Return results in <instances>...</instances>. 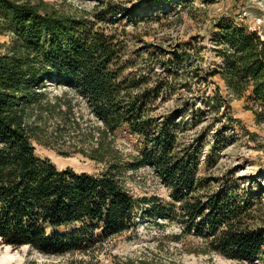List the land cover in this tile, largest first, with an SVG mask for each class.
<instances>
[{"label":"trees","instance_id":"obj_1","mask_svg":"<svg viewBox=\"0 0 264 264\" xmlns=\"http://www.w3.org/2000/svg\"><path fill=\"white\" fill-rule=\"evenodd\" d=\"M179 1L184 6L187 0ZM167 3L145 0L126 11L106 2L90 19L42 0H0V36H9L0 55L2 245L61 258L50 264H91L95 251L135 231L140 219L176 221L186 234L204 239L208 253L264 263V228L250 226L254 193L225 177L221 189L212 190L211 177L199 175L201 167L215 165L226 143L221 129L254 137L233 118L231 100H244L255 124L264 123V35L226 19L212 34L217 64L211 71L201 69L191 43L179 51L160 50L162 58L152 47L146 58L152 66L136 68L125 51L124 29L113 27L122 14L133 24L154 20ZM46 84L73 90L104 137L124 128L141 143L140 153L127 163L113 156L98 174L57 169L38 158L28 120L45 101ZM179 91L191 95L178 96V106L158 113V103ZM204 119L208 126L187 140ZM213 123L219 128L209 137ZM145 167L170 191L171 202L135 198L127 190L124 173Z\"/></svg>","mask_w":264,"mask_h":264},{"label":"rangeland","instance_id":"obj_2","mask_svg":"<svg viewBox=\"0 0 264 264\" xmlns=\"http://www.w3.org/2000/svg\"><path fill=\"white\" fill-rule=\"evenodd\" d=\"M42 1L71 14H87L90 19L94 13L105 9L106 2L118 4L126 11L145 5V0ZM165 1L168 6L161 7L156 17L153 16L154 20H137L133 24L122 14L113 27L116 30L124 29L125 51L136 68H144V71L152 66V62H146L152 47L156 49V57L162 58L158 56L160 50L179 51L180 46L188 43L195 46L201 69L211 71L217 64L211 42L216 24L226 19L236 23L243 12L246 13L245 26L264 35V0H224L223 3L219 0H187L184 6L179 0ZM97 26H100V22ZM2 39L0 37V55L5 52ZM152 70L155 74L161 72L157 66ZM211 82L219 86L222 94L225 93L217 79ZM46 85L48 87L42 90L46 94L45 101L32 110L28 120L33 129L31 144L38 158L48 160L57 169L71 168L78 173L98 174L113 161V156L121 163H127L140 153L141 143L124 128L104 137L99 131L101 124L73 90L63 85ZM179 93L163 104L158 103V113L178 106V96L184 99L191 95L184 91ZM229 106L233 118L254 137L251 139L244 131L237 129H221L220 134L226 138V143L218 151L215 165L209 171L201 167L199 175L211 177L212 190L221 189L224 177L236 180L240 189L250 188L254 193L250 226L254 229L264 228V123L255 124L252 113L244 108V100H231ZM207 126L208 120H202L187 132V140ZM213 127L209 137L214 135L212 130L219 128L218 123H213ZM204 150L203 154L207 152V149ZM122 180L135 198L156 197L171 202L170 191L149 167L126 171ZM10 253L22 257V264L29 261L50 264L61 260L31 250H13ZM4 254V250H0V256ZM92 256L91 264H124L127 261L133 264H250L208 253L205 240L192 232L186 234L176 221L141 219L135 231L109 239ZM251 264L264 263L253 261Z\"/></svg>","mask_w":264,"mask_h":264},{"label":"bare ground","instance_id":"obj_3","mask_svg":"<svg viewBox=\"0 0 264 264\" xmlns=\"http://www.w3.org/2000/svg\"><path fill=\"white\" fill-rule=\"evenodd\" d=\"M0 250H4L5 254L0 256V264H13V263H18V264H22L23 263V258L20 256H17L16 254H9L10 252H13V249H11L8 246H0ZM20 251H25V250H29L27 247H22L20 249H18Z\"/></svg>","mask_w":264,"mask_h":264},{"label":"built area","instance_id":"obj_4","mask_svg":"<svg viewBox=\"0 0 264 264\" xmlns=\"http://www.w3.org/2000/svg\"><path fill=\"white\" fill-rule=\"evenodd\" d=\"M219 1H221L222 3H223V1L224 0H219ZM245 19H246V13H242L241 14V16L238 18V22H236L237 24H241V25H243V26H245L246 25V23H245ZM246 27V26H245ZM248 28V27H247ZM248 29H250V30H252V31H257V30H255V29H251V28H248ZM259 34H261L259 31H257ZM0 37H3L7 42L9 41V36H0Z\"/></svg>","mask_w":264,"mask_h":264},{"label":"crops","instance_id":"obj_5","mask_svg":"<svg viewBox=\"0 0 264 264\" xmlns=\"http://www.w3.org/2000/svg\"><path fill=\"white\" fill-rule=\"evenodd\" d=\"M2 42L4 43V46L6 47L8 42L5 39H2Z\"/></svg>","mask_w":264,"mask_h":264},{"label":"water","instance_id":"obj_6","mask_svg":"<svg viewBox=\"0 0 264 264\" xmlns=\"http://www.w3.org/2000/svg\"><path fill=\"white\" fill-rule=\"evenodd\" d=\"M0 246H4L5 247V245H2L1 243H0ZM11 248V247H10Z\"/></svg>","mask_w":264,"mask_h":264}]
</instances>
